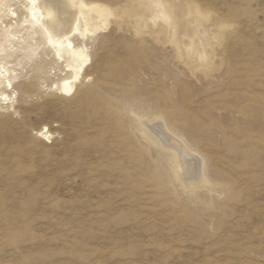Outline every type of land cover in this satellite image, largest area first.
<instances>
[{"label":"rangeland","instance_id":"1","mask_svg":"<svg viewBox=\"0 0 264 264\" xmlns=\"http://www.w3.org/2000/svg\"><path fill=\"white\" fill-rule=\"evenodd\" d=\"M84 1L111 15L72 37L70 94L52 47L9 64L0 264H264V0ZM159 119L205 180L175 178Z\"/></svg>","mask_w":264,"mask_h":264},{"label":"bare ground","instance_id":"2","mask_svg":"<svg viewBox=\"0 0 264 264\" xmlns=\"http://www.w3.org/2000/svg\"><path fill=\"white\" fill-rule=\"evenodd\" d=\"M160 4L159 10L166 17ZM12 5L19 6L21 13ZM110 15L107 7L84 0H6L0 4V95L7 99L8 91L14 88L12 80L18 77L9 64L15 61H19L18 65L25 61L27 63L38 49L46 52L49 47L67 62L68 70L72 72L71 76L63 77L59 84L63 94H70L89 60L86 48L76 47L72 37L76 33L86 35L106 27ZM187 51L191 53L192 49L188 48ZM197 54L199 58L206 59L205 52L199 53L197 50ZM149 128L172 151L171 168L175 178L186 179L193 186L201 179L205 180L204 159H198L195 153L191 156L190 147L185 141L174 138L172 133L169 135L168 127L161 120L149 125ZM141 133L149 136L143 125Z\"/></svg>","mask_w":264,"mask_h":264}]
</instances>
